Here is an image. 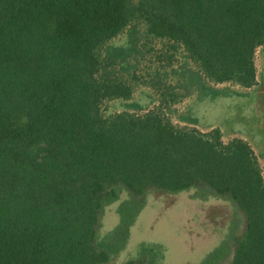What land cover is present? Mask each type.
<instances>
[{"label":"trees","instance_id":"16d2710c","mask_svg":"<svg viewBox=\"0 0 264 264\" xmlns=\"http://www.w3.org/2000/svg\"><path fill=\"white\" fill-rule=\"evenodd\" d=\"M258 51L264 0H0V264H107L146 193L190 189L244 221L199 264H264L262 155L189 107L259 90Z\"/></svg>","mask_w":264,"mask_h":264},{"label":"rangeland","instance_id":"374dc122","mask_svg":"<svg viewBox=\"0 0 264 264\" xmlns=\"http://www.w3.org/2000/svg\"><path fill=\"white\" fill-rule=\"evenodd\" d=\"M255 63L263 79L259 90L253 89L246 97L204 100L190 103L189 107L202 125L220 126L223 140L234 136L246 140L256 155H262L259 160L264 166V52H257ZM135 98L143 105L148 103L145 94ZM114 107L120 109L123 105L116 103ZM128 197L122 191L117 201L102 208L98 237L119 223L116 209ZM243 225L242 213L229 199L217 196L203 199L193 189L177 194L150 191L144 196L124 250L107 264H122L135 255L141 243L162 245L165 248L162 264H199L209 252L229 240L231 233H240Z\"/></svg>","mask_w":264,"mask_h":264}]
</instances>
